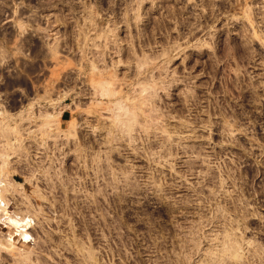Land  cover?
I'll use <instances>...</instances> for the list:
<instances>
[{"label":"rangeland","instance_id":"obj_1","mask_svg":"<svg viewBox=\"0 0 264 264\" xmlns=\"http://www.w3.org/2000/svg\"><path fill=\"white\" fill-rule=\"evenodd\" d=\"M0 26V264H264V0H0Z\"/></svg>","mask_w":264,"mask_h":264},{"label":"bare ground","instance_id":"obj_2","mask_svg":"<svg viewBox=\"0 0 264 264\" xmlns=\"http://www.w3.org/2000/svg\"><path fill=\"white\" fill-rule=\"evenodd\" d=\"M249 12V11H248ZM21 27L23 28L24 26H22L21 25ZM109 87V86H108ZM145 87V86H144ZM107 90V89H106ZM105 90V92H106V94H107V92H108V90L106 91ZM146 90V89H145ZM105 94V93H104ZM110 94V93H109ZM143 94V93H142ZM147 96V95H146ZM107 97V96H106ZM143 98V97H142ZM141 98V99H142ZM146 98V97H145ZM143 100V99H142ZM145 100V99H144ZM122 101V100H121ZM141 102H143V101H141ZM145 102H147V101H145ZM122 103V102H121ZM118 104V103H117ZM70 105V104H69ZM138 105H140V104H138ZM143 105V104H142ZM145 105V104H144ZM118 106H120L119 108H121V109H123L124 110V112L125 113H127L128 112V110H127V107H125L124 105H123V103L122 104H118ZM141 106V105H140ZM139 106V107H140ZM139 107H138V109H139ZM143 107V106H142ZM133 109V108H132ZM141 109V108H140ZM142 110V109H141ZM138 111V110H137ZM131 111L129 110V112L128 113H130ZM6 112H4V110L2 109V107L0 106V116H4V114H5ZM131 114V113H130ZM132 115H134L135 116V114H133L132 113ZM138 115H141V114H138ZM138 115H136V116H138ZM132 117V118H134L135 119V117ZM129 120V119H128ZM133 120V119H132ZM134 121H136V120H134ZM2 121H0V136L1 137H4V138H6L7 140H10V139H8V138H10V137H13V134L15 135V134H18V133H20V127L19 128H14V127H10L9 126V124L7 123L5 126L1 123ZM132 123V122H131ZM131 123H129L128 124V130L130 131V130H132V127H133V125L131 124ZM19 129V130H18ZM19 135V134H18ZM13 139V138H12ZM11 141V140H10ZM9 142V141H8ZM10 143V142H9ZM13 145V144H12ZM11 145V146H12ZM13 147V146H12ZM16 148V147H15ZM8 149H6V151H7ZM16 150V149H15ZM14 150V151H15ZM1 155H0V166H2L3 168L4 167H6L7 165H9L8 164V161H9V154L7 155L6 153H5V151L3 152V149L1 148ZM2 152H3V154H2ZM9 152V151H8ZM1 168V167H0ZM1 170V169H0ZM3 170V169H2ZM3 172L1 171V174H2ZM0 180H2V179H0ZM0 182H2V181H0ZM3 183V182H2ZM5 185H6V183H5ZM4 184H3V186H4V188H3V190H1L2 188L1 187H3V186H1V183H0V196H1V193L4 191V192H7V191H9V189H8V187H9V185L8 186H5ZM5 189V190H4ZM4 195H5V193H4ZM5 205L4 203H2L1 202V204H0V210H3L2 209V207H3V205ZM5 207V206H4ZM5 210V209H4ZM6 211V210H5ZM8 212V210L6 211V213ZM9 213V212H8ZM20 242V241H19ZM21 243V242H20ZM24 244V242L22 243V245ZM25 245V244H24ZM231 245V244H230ZM233 249V250H232ZM237 249V248H236ZM236 249H235V246L232 244L230 247H228V249H227V252H229V256H231V257H235V258H237V257H239L238 256V253H237V251H236ZM238 250V249H237Z\"/></svg>","mask_w":264,"mask_h":264},{"label":"flooded vegetation","instance_id":"obj_3","mask_svg":"<svg viewBox=\"0 0 264 264\" xmlns=\"http://www.w3.org/2000/svg\"><path fill=\"white\" fill-rule=\"evenodd\" d=\"M0 34H2V35H0V39H3V35L4 34H6L7 36H6V38L9 40V39H11V38H15L14 37V34H13V29H11V30H9V31H5L4 32V28H2L1 26H0ZM8 71V70H7ZM15 73H16V71H15ZM11 77H13L12 79L13 80H18V74H13ZM1 78H3V77H1ZM0 78V79H1ZM5 78V77H4ZM3 78V79H4Z\"/></svg>","mask_w":264,"mask_h":264}]
</instances>
